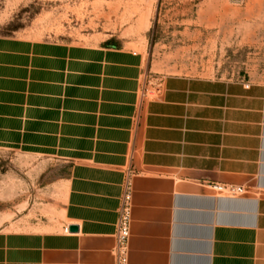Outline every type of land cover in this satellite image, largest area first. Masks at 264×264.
I'll return each instance as SVG.
<instances>
[{
  "label": "crops",
  "instance_id": "obj_1",
  "mask_svg": "<svg viewBox=\"0 0 264 264\" xmlns=\"http://www.w3.org/2000/svg\"><path fill=\"white\" fill-rule=\"evenodd\" d=\"M43 49L0 43V96L42 83L54 62L36 58ZM96 52L89 148L69 162L60 201L0 226V264H114L128 184V264H264V83L169 74L141 102L144 57ZM213 184L243 193L217 195Z\"/></svg>",
  "mask_w": 264,
  "mask_h": 264
},
{
  "label": "rangeland",
  "instance_id": "obj_2",
  "mask_svg": "<svg viewBox=\"0 0 264 264\" xmlns=\"http://www.w3.org/2000/svg\"><path fill=\"white\" fill-rule=\"evenodd\" d=\"M3 42L54 62L29 96H0V226L61 200L89 148L97 49L144 57L141 102L169 74L264 83L261 0H0Z\"/></svg>",
  "mask_w": 264,
  "mask_h": 264
},
{
  "label": "built area",
  "instance_id": "obj_3",
  "mask_svg": "<svg viewBox=\"0 0 264 264\" xmlns=\"http://www.w3.org/2000/svg\"><path fill=\"white\" fill-rule=\"evenodd\" d=\"M217 195L238 196L243 193L242 187L225 186L220 184L211 185ZM132 218V197L131 188L128 184L121 198L118 211V221L114 234L115 245L112 250L114 264H128V246L130 238V224ZM65 232L68 231L66 227Z\"/></svg>",
  "mask_w": 264,
  "mask_h": 264
},
{
  "label": "water",
  "instance_id": "obj_4",
  "mask_svg": "<svg viewBox=\"0 0 264 264\" xmlns=\"http://www.w3.org/2000/svg\"><path fill=\"white\" fill-rule=\"evenodd\" d=\"M77 231H78V227L77 226L72 225V226L68 227V232L69 233H76Z\"/></svg>",
  "mask_w": 264,
  "mask_h": 264
},
{
  "label": "trees",
  "instance_id": "obj_5",
  "mask_svg": "<svg viewBox=\"0 0 264 264\" xmlns=\"http://www.w3.org/2000/svg\"><path fill=\"white\" fill-rule=\"evenodd\" d=\"M113 46V45H112Z\"/></svg>",
  "mask_w": 264,
  "mask_h": 264
}]
</instances>
